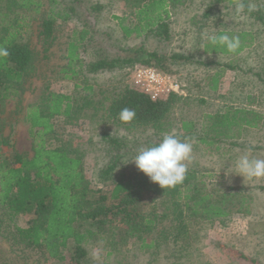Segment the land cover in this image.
<instances>
[{"label":"rangeland","instance_id":"rangeland-1","mask_svg":"<svg viewBox=\"0 0 264 264\" xmlns=\"http://www.w3.org/2000/svg\"><path fill=\"white\" fill-rule=\"evenodd\" d=\"M1 1L5 7L10 0ZM42 2L48 4L49 0ZM241 2L245 4V9L237 13L235 8ZM67 4L75 8V13L69 22L58 18L54 41L44 44L39 38L40 29L35 26L34 29L28 28L25 35L35 51L36 68L19 97L0 104L3 133L14 147H6L7 154L17 152L29 158L34 154V139L30 136V127L25 119L28 105L50 92L73 96L75 107L72 115L52 120L57 128L52 145L62 148L71 146V150H79L76 156L82 159L85 176L93 188L110 193V184L114 179L134 170L135 163L130 160L137 150L158 143L163 135H155L150 127L126 130L88 103L89 100H105L106 94H101L103 90L108 92L120 85H133L131 77L139 64L98 73H89L87 66L101 57L124 58L130 50L139 48L146 53L179 54L194 59L191 63H167L164 69L187 88H195L188 94L189 98L181 101L173 110L168 120L173 124L172 134H185L180 123L183 119L194 121L200 131L208 115L225 113L228 108H249L264 113V0H234L231 4L229 1L212 4L211 0H183L182 5L170 10L169 40L148 33L139 37L134 33L127 37L123 27L133 29L138 21L132 5L126 0H82ZM247 10L258 15H251ZM14 11L17 14L28 13L17 9ZM59 11H63L60 6ZM83 30L90 32L92 43L86 44L89 48L87 51L78 52L83 64L79 67L77 62L78 75L66 79L63 71L68 69L69 64L67 49ZM220 32L251 33L254 41L238 55L205 54L206 36ZM196 61L214 65L208 68L194 63ZM221 71L218 89L211 91V79ZM91 87L93 94L86 93L85 90ZM200 134L198 132V136ZM105 136L125 142L130 147L127 156L113 173L114 179L109 180H105L104 171L112 156ZM191 142L193 151L189 165L214 175L203 179L209 187L219 191L233 188L234 192L240 191L250 198V213H234L230 218L211 223L193 222L187 228L190 236H185V239L188 238L186 249L183 250L180 245L175 249L172 243H168L167 246L163 245L158 255H153L154 249H141L142 242L137 240L126 248L118 247L116 251L108 243L97 240L87 247L88 261L83 264H264V178H244L238 175L235 168V161L248 149H251V157L264 159V121L256 130H245L235 141L227 140L212 147L197 145L196 140ZM232 142L237 145H231ZM29 219L31 217H21L10 222L0 209V263L69 264L68 261L60 263L50 258L40 248H27L19 242L15 225L25 227ZM65 254L69 260L68 251ZM250 259L254 262H250Z\"/></svg>","mask_w":264,"mask_h":264},{"label":"trees","instance_id":"trees-1","mask_svg":"<svg viewBox=\"0 0 264 264\" xmlns=\"http://www.w3.org/2000/svg\"><path fill=\"white\" fill-rule=\"evenodd\" d=\"M81 1L49 0L45 4L42 0H10L3 7L0 0V47L6 48L9 53L6 57H0V104L18 98L36 68L35 51L25 36L28 28L34 29L35 26L40 29L39 38L44 44L54 41L58 18L69 22L75 13V8L67 3L72 5ZM126 1L132 5L138 21L133 29L123 27L127 37L134 33L138 37L148 33L166 40L171 38L170 10L182 5L183 0ZM226 1L229 4L234 2L211 0L212 4ZM59 6L63 11H59ZM14 9L28 13L17 14ZM250 14L258 15L254 12ZM258 18L262 19L261 16ZM219 34L239 36V49L229 52L225 47L214 46L208 41L204 46L205 54L238 55L254 41L251 33ZM89 35L90 32L83 30L69 44L66 55L68 69L63 71L66 79L78 75L77 62L79 67L83 66L78 52L89 49L86 45L92 43ZM129 52L124 58L101 57L90 63L87 71L98 73L139 64L173 75L164 70L167 63L194 61L192 56L146 53L141 48ZM194 63L208 68L214 65L201 61ZM226 67L233 68L230 65ZM221 74L222 71L212 77L211 91H217ZM187 87L185 89L188 93L195 91V88ZM85 91L93 94L92 87ZM101 94H106L105 100L88 102L96 107L97 112L103 111L108 120L126 130L150 127L155 135L172 133L173 124L168 120L176 106L189 98L172 95L167 100L154 101L131 84L114 87L108 92L103 90ZM73 100V96L50 92L27 106L25 119L30 127V136L34 139V154L31 158L17 152L13 155L5 152L6 147H14L10 139L4 136L0 119V209L10 222L21 217H31L25 227L15 225L17 238L25 247L40 248L50 258L60 263L68 261L69 264L87 262V247L97 240L108 243L115 251L137 240L142 242L141 249H154L153 255H158L163 245L167 246L168 243H172L175 249L177 245L186 249L188 238L185 239V236H190L187 228L193 222L211 223L230 218L234 213H250V198L240 191L234 192L233 188L219 191L209 187L203 179L214 175L203 173L189 164L186 178L174 187L161 188L138 170L136 165L130 173L114 179L113 173L127 156L130 147L110 136L104 137L112 156L104 171V178L114 180L110 184V193L96 190L85 176L82 159L76 156L79 150H71V146L55 148L51 142L57 135L52 120L70 117L75 107ZM125 107L136 112L132 122H122L118 117ZM263 121L264 113L249 108H228L225 113L208 115L201 132L194 121L181 120V130L185 134L179 137L181 140H196L200 146L212 147L220 142L239 139L245 130L261 127ZM198 132L201 133L199 136ZM194 134L197 137L194 138ZM231 145L237 144L232 142ZM66 251L70 254L69 260ZM249 261L254 262L251 259Z\"/></svg>","mask_w":264,"mask_h":264},{"label":"clouds","instance_id":"clouds-1","mask_svg":"<svg viewBox=\"0 0 264 264\" xmlns=\"http://www.w3.org/2000/svg\"><path fill=\"white\" fill-rule=\"evenodd\" d=\"M244 9L245 4L241 2L236 6L235 11L241 13ZM206 39L214 46L225 47L229 52H236L241 43L239 36L228 34H209ZM8 55V50L0 47V57ZM118 117L122 122H132L136 118V112L125 107L119 112ZM192 151L193 143L190 140H181L179 136L167 133L158 143L140 147L131 161L138 170L161 188L174 187L186 178ZM250 151L251 149H248L235 161L238 175L249 179L264 178V159L251 157Z\"/></svg>","mask_w":264,"mask_h":264},{"label":"built area","instance_id":"built-area-1","mask_svg":"<svg viewBox=\"0 0 264 264\" xmlns=\"http://www.w3.org/2000/svg\"><path fill=\"white\" fill-rule=\"evenodd\" d=\"M132 84L149 95L154 101L169 99L172 95L187 97L186 86L173 75L154 67L139 66L131 77Z\"/></svg>","mask_w":264,"mask_h":264}]
</instances>
